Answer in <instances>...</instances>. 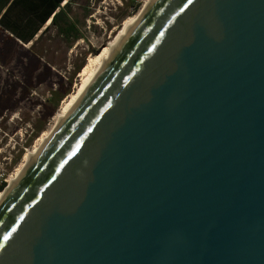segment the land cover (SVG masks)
<instances>
[{"label": "water", "instance_id": "obj_1", "mask_svg": "<svg viewBox=\"0 0 264 264\" xmlns=\"http://www.w3.org/2000/svg\"><path fill=\"white\" fill-rule=\"evenodd\" d=\"M0 264H264V0H156L0 203Z\"/></svg>", "mask_w": 264, "mask_h": 264}, {"label": "rangeland", "instance_id": "obj_2", "mask_svg": "<svg viewBox=\"0 0 264 264\" xmlns=\"http://www.w3.org/2000/svg\"><path fill=\"white\" fill-rule=\"evenodd\" d=\"M144 1H73L69 15L82 35L74 41L60 35L51 22L29 42L0 25V179L3 174L8 180L24 164L64 100L80 88L79 75L88 60L109 44Z\"/></svg>", "mask_w": 264, "mask_h": 264}, {"label": "bare ground", "instance_id": "obj_3", "mask_svg": "<svg viewBox=\"0 0 264 264\" xmlns=\"http://www.w3.org/2000/svg\"><path fill=\"white\" fill-rule=\"evenodd\" d=\"M156 0H145L140 9L133 15L125 19L123 27L120 32L111 37V41L106 45L100 53L91 57L84 69L80 72L81 86L78 91L68 99L64 100L62 111L54 117V123L50 129L43 132L39 137V144L34 151L30 154L26 153L24 157V164H22L17 171L11 175L7 182L5 190L0 191V203L10 192L13 186L25 173L26 169L35 161L40 153L46 148V146L53 140L59 128L70 118L75 111L79 103L87 94L88 90L96 80V78L106 69L110 61L113 59L119 48L128 40L133 33L143 16L149 11ZM51 22V19L47 21V24Z\"/></svg>", "mask_w": 264, "mask_h": 264}, {"label": "trees", "instance_id": "obj_4", "mask_svg": "<svg viewBox=\"0 0 264 264\" xmlns=\"http://www.w3.org/2000/svg\"><path fill=\"white\" fill-rule=\"evenodd\" d=\"M64 1L0 0V25L19 39L29 42L51 19L50 24L57 28L60 35L74 41L82 36L76 21L72 19L68 11L75 0H67L65 3ZM2 108L3 105L0 106V109ZM4 184L2 183L0 189Z\"/></svg>", "mask_w": 264, "mask_h": 264}, {"label": "built area", "instance_id": "obj_5", "mask_svg": "<svg viewBox=\"0 0 264 264\" xmlns=\"http://www.w3.org/2000/svg\"><path fill=\"white\" fill-rule=\"evenodd\" d=\"M5 181H7V178L3 176V174L1 175V179H0V186L2 185V183H4Z\"/></svg>", "mask_w": 264, "mask_h": 264}, {"label": "snow or ice", "instance_id": "obj_6", "mask_svg": "<svg viewBox=\"0 0 264 264\" xmlns=\"http://www.w3.org/2000/svg\"><path fill=\"white\" fill-rule=\"evenodd\" d=\"M192 2V0H189V3H191ZM7 239V238H6Z\"/></svg>", "mask_w": 264, "mask_h": 264}]
</instances>
